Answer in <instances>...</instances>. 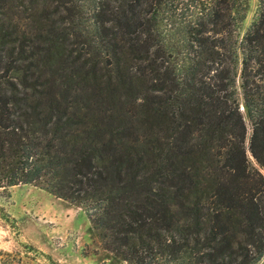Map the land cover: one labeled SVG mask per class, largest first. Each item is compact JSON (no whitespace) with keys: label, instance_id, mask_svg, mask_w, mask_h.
Segmentation results:
<instances>
[{"label":"trees","instance_id":"16d2710c","mask_svg":"<svg viewBox=\"0 0 264 264\" xmlns=\"http://www.w3.org/2000/svg\"><path fill=\"white\" fill-rule=\"evenodd\" d=\"M247 8L0 0V189L81 208L102 264H257L264 0L239 35Z\"/></svg>","mask_w":264,"mask_h":264},{"label":"rangeland","instance_id":"374dc122","mask_svg":"<svg viewBox=\"0 0 264 264\" xmlns=\"http://www.w3.org/2000/svg\"><path fill=\"white\" fill-rule=\"evenodd\" d=\"M256 0H248L239 35L249 25ZM249 130H247V137ZM264 177V171L260 170ZM89 221L76 206L39 186L0 189V264H102L88 250ZM264 264V257L257 263Z\"/></svg>","mask_w":264,"mask_h":264},{"label":"water","instance_id":"95a60500","mask_svg":"<svg viewBox=\"0 0 264 264\" xmlns=\"http://www.w3.org/2000/svg\"><path fill=\"white\" fill-rule=\"evenodd\" d=\"M240 110H242V107H240Z\"/></svg>","mask_w":264,"mask_h":264}]
</instances>
